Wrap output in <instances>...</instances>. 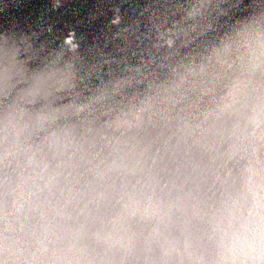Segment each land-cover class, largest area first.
<instances>
[{
  "label": "clouds",
  "instance_id": "obj_1",
  "mask_svg": "<svg viewBox=\"0 0 264 264\" xmlns=\"http://www.w3.org/2000/svg\"><path fill=\"white\" fill-rule=\"evenodd\" d=\"M112 24L0 32V264H264V0Z\"/></svg>",
  "mask_w": 264,
  "mask_h": 264
},
{
  "label": "water",
  "instance_id": "obj_2",
  "mask_svg": "<svg viewBox=\"0 0 264 264\" xmlns=\"http://www.w3.org/2000/svg\"><path fill=\"white\" fill-rule=\"evenodd\" d=\"M145 0H0V32L14 29L36 38L37 45L55 48L74 37L82 51L99 45L110 50L119 41L112 21L119 14L127 22ZM249 0H244L247 4ZM240 15V13H237Z\"/></svg>",
  "mask_w": 264,
  "mask_h": 264
}]
</instances>
